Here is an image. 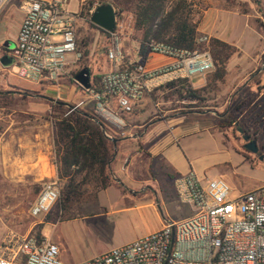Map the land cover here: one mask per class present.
<instances>
[{"label":"rangeland","instance_id":"374dc122","mask_svg":"<svg viewBox=\"0 0 264 264\" xmlns=\"http://www.w3.org/2000/svg\"><path fill=\"white\" fill-rule=\"evenodd\" d=\"M191 1L198 11V14L194 13V18H201L200 35L207 37L201 42L208 43L210 38H217L237 49L230 61L225 82L217 84L216 90L202 94L205 99L203 104L180 101L175 96L165 97L164 92L156 91L160 85L146 95L141 106L128 118L129 123L135 127L132 131L134 137L149 134L151 126L168 119L186 117L192 122L199 120L203 125H211L216 132L213 139L206 134L181 139L177 143L179 154L183 152L184 159L199 175L207 179L221 178L234 193L248 192L264 186L262 0ZM17 6L18 0L6 6L0 15V58L3 56L1 50L11 51L15 46L13 35L19 15ZM86 7L87 4L81 11H86ZM63 9L77 13L80 0H69ZM131 19L130 14L118 16L123 25L120 30L126 61L134 57L135 50L130 38ZM89 22L90 18H87L85 22L77 23L78 42L81 44L86 38L89 40V55L81 60L78 67L89 68L91 75H101L109 66L104 58L105 37ZM127 34L128 37H124ZM79 51L83 53L84 48ZM200 52L209 54L204 49ZM12 74L13 69H3L0 63V92H3L0 95H10L7 91L24 92L0 99V252L2 241L8 233H40L47 239L57 241L64 263L76 264L134 241L137 232L156 230L161 222H178L192 215L191 206L174 196L163 199L158 195L154 201L155 209L152 210L130 206L133 200L117 198L116 192L110 189L103 203L107 210H116L112 214L104 216L90 208H80L83 198L63 208L60 193L59 200L48 214L31 217L30 207L42 184L52 180L53 172L57 175L52 120L59 113L54 108L56 103L38 96L54 98L56 88L45 89L17 79ZM210 74L204 77L205 82ZM202 80L201 77H194L192 86L202 87L198 86ZM62 82L69 86L68 103L83 102L80 108L92 105L86 90L79 89L66 78ZM242 102L244 105L238 110ZM239 128L257 135L259 148L256 155L244 148V141L237 131Z\"/></svg>","mask_w":264,"mask_h":264},{"label":"built area","instance_id":"2783aa9c","mask_svg":"<svg viewBox=\"0 0 264 264\" xmlns=\"http://www.w3.org/2000/svg\"><path fill=\"white\" fill-rule=\"evenodd\" d=\"M16 0H0V15ZM67 0H18L22 21L11 51L12 76L36 86L56 88V101H63L71 70L82 59L77 46V23L85 22L100 3L84 13L63 9ZM264 8V0H262ZM122 22L107 32L106 61L109 69L100 78V91L89 93L96 116L120 137L128 133L126 115L131 114L154 88L177 79L204 78L214 65L207 52L188 51L150 39L149 54L167 62L148 67L126 61ZM200 41L207 40L201 37ZM71 84L83 89L72 79ZM74 90V89H73ZM83 104L72 106L71 111ZM105 136L113 138L105 133ZM178 199L192 207V215L178 222L166 221L153 233L76 264H264V186L234 193L221 178L205 179L193 169L173 181ZM60 198L58 180L44 182L30 207L36 218L49 213ZM0 264H66L56 243L35 234L5 235Z\"/></svg>","mask_w":264,"mask_h":264},{"label":"trees","instance_id":"16d2710c","mask_svg":"<svg viewBox=\"0 0 264 264\" xmlns=\"http://www.w3.org/2000/svg\"><path fill=\"white\" fill-rule=\"evenodd\" d=\"M98 2L110 4L116 12V17L122 14L131 15L130 38L139 43V55L143 58L148 53L145 44L150 39L167 42L188 51L200 52L204 49V51L209 52L214 69L204 86L194 88L191 80L177 79L164 83L156 91L164 92V96H175L180 101L203 104L205 99L202 94L216 90L217 84L225 82L230 69V61L237 53V49L217 38H210L208 43L199 40L202 37L198 32L201 18L199 16L194 18V13L198 14V11L194 9L193 1L98 0ZM89 25L102 35L107 36L108 33L104 30L90 22ZM88 41L86 38L80 44L77 40L78 49L84 48L81 60L89 55ZM106 44L107 41L105 40V59ZM79 63L75 67L76 69L71 70L69 82H73L74 76L83 68V66L78 67ZM101 76L102 74L91 75V89L100 91ZM11 97H13L12 94L0 95V99ZM243 105V102L240 103L237 107L238 110H241ZM72 106L74 104L56 101L54 108L59 115L54 116L52 120L54 160L63 208L85 195L95 194L116 184L110 168L115 160L116 151L127 139V137H120L115 134L108 125L100 120L94 113L92 105L85 108L78 107L71 111ZM94 118L104 125V131L99 124L95 123ZM105 133L117 139L115 146L105 136ZM36 236L42 237L40 233Z\"/></svg>","mask_w":264,"mask_h":264},{"label":"crops","instance_id":"0c3cea01","mask_svg":"<svg viewBox=\"0 0 264 264\" xmlns=\"http://www.w3.org/2000/svg\"><path fill=\"white\" fill-rule=\"evenodd\" d=\"M93 3L99 2L98 0H80V10L78 12L84 13L85 10L81 11V8L85 7L86 4V11H88ZM68 4L69 0H67L66 5ZM22 18L23 14L19 11L18 20L14 25V39L16 38ZM198 32L201 33L200 25L198 26ZM103 36L105 37V42L107 36ZM124 37H128V34ZM131 42L135 50L133 51L134 57L129 59V61H138L146 64L148 67H156L167 62L166 59L149 53L143 58L139 55V43L135 41ZM142 59L144 60L142 61ZM108 69L109 66L107 70ZM202 79V83L198 85L199 87L205 84L204 78ZM68 98V92L66 95H62V100L64 102H68ZM142 102L138 107L141 106ZM131 114L125 116L128 124L127 132L130 134L135 128L129 123L128 118ZM186 120V117H181L159 121L151 126L149 134L137 135L136 137L125 139L126 141L124 140L125 142H123L119 146V150L116 151L115 160L110 168L113 178L116 180V184L98 191L97 194L83 196L80 208H90L94 212H100L104 216L114 213L113 211L116 210H107L103 203L110 189L116 192L117 198H129L133 200L130 206L146 207V209L152 210L155 209L154 201H156L158 195L162 196L163 199H170L173 196L178 199L173 188V181L178 175L184 174L189 169L193 168L189 161L184 159L183 152L179 154L180 148L177 143L188 136L201 134H206L209 139H213L216 133L211 125H203L199 120L194 122L187 120L189 123ZM199 176L203 177L201 175ZM51 178L52 180H57L56 173L53 172ZM203 178L207 179L206 177ZM130 206L127 205L128 208H130ZM163 223L164 222H161L158 228L155 229H160ZM156 230L151 229L145 232H137L136 239ZM48 240L57 244L55 239L49 238Z\"/></svg>","mask_w":264,"mask_h":264},{"label":"water","instance_id":"95a60500","mask_svg":"<svg viewBox=\"0 0 264 264\" xmlns=\"http://www.w3.org/2000/svg\"><path fill=\"white\" fill-rule=\"evenodd\" d=\"M90 23L95 25L96 27L104 30L105 32H113L115 29V24H116V12L114 8L110 4H100L95 8L93 13L90 16ZM0 63L3 67H7L11 65V58L3 55L0 58ZM264 68V62L263 66ZM90 77L91 73L89 68L85 67L81 69L75 76H74V81L78 83L83 89H89L90 88ZM7 94H17V95H22L24 94L23 91L16 90V91H7ZM0 94H3V92H0ZM40 98L48 100L50 102L56 103V100L53 98H49L47 96L43 95H38ZM95 123L99 124L101 129L104 131V125L96 118H94ZM239 133H242V129H237ZM109 140H111L114 144V146L117 143V139L114 138H109L106 136ZM249 137L247 134H243L242 140L245 143L244 148L249 151L250 153L256 154L258 152V148L256 146L255 141L248 142Z\"/></svg>","mask_w":264,"mask_h":264},{"label":"flooded vegetation","instance_id":"af4514ba","mask_svg":"<svg viewBox=\"0 0 264 264\" xmlns=\"http://www.w3.org/2000/svg\"><path fill=\"white\" fill-rule=\"evenodd\" d=\"M3 51V50H1ZM239 133V132H238ZM243 134H247V136L249 137L248 139V142H251V141H255L256 143V146L259 148V145H258V141H257V135L254 134V133H251V132H247L245 130L242 129V133H239L240 137L243 136ZM246 142H243V146L245 145ZM249 152V151H248ZM250 153V152H249ZM256 155V154H255Z\"/></svg>","mask_w":264,"mask_h":264}]
</instances>
